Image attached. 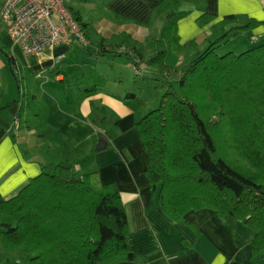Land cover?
I'll return each instance as SVG.
<instances>
[{
	"label": "trees",
	"instance_id": "trees-1",
	"mask_svg": "<svg viewBox=\"0 0 264 264\" xmlns=\"http://www.w3.org/2000/svg\"><path fill=\"white\" fill-rule=\"evenodd\" d=\"M186 1L161 0L155 6L147 24L163 21L164 38L159 32L151 35L145 47L129 45V36L123 35L108 44L106 38L90 42L83 12L70 3L68 8L88 39L76 44L79 49L94 57L124 56L137 72L164 86L157 106L145 111L137 128L148 158L145 173L165 213L174 221H183L187 211L199 208L231 214L254 229L251 253L256 257L264 251V39L241 52L218 49L240 33L260 40L254 30L262 21L242 24L233 13L218 17L204 12L196 24L211 25L205 45L172 65V53L197 45L195 40L180 43L176 15ZM98 89L96 84L86 86L80 89L81 97ZM26 93V100L19 94L17 126L45 138V160L39 174L0 201V264L136 260L127 242L121 191L113 182H101L97 171L76 169L50 141L51 127L41 121L31 86ZM126 97L143 104L134 92L126 91Z\"/></svg>",
	"mask_w": 264,
	"mask_h": 264
},
{
	"label": "crops",
	"instance_id": "crops-1",
	"mask_svg": "<svg viewBox=\"0 0 264 264\" xmlns=\"http://www.w3.org/2000/svg\"><path fill=\"white\" fill-rule=\"evenodd\" d=\"M107 1L109 12L111 10L115 15L108 13L109 19L102 25L110 26L114 34H126L138 43L137 46L145 47L149 35L162 33L163 21L154 20L147 24L161 0ZM184 4L188 7L177 20L181 45L190 40L198 43L206 40L211 25L200 28L196 24V18L204 12L218 17L233 13L242 24L250 19L262 21L254 33L264 39V0H188ZM103 26H99L97 31L101 32L102 38H108L109 35L102 32V29L107 31ZM188 27L191 30L186 31ZM70 47L60 46L56 50L66 54ZM10 56L14 58V68ZM180 62L178 60L177 63ZM60 63L52 58L39 62L12 38L7 24L6 27L0 25V201L17 194L31 177L39 174L45 160L41 150L45 138L34 129L17 126V113L22 104L19 94L25 84L23 76L34 75L46 80L54 76L64 81L66 75L61 72ZM4 67L15 71L16 81L20 80V85L17 83L18 95L13 99L6 97ZM113 83L116 86L118 80L113 78ZM28 86L33 89V81L27 82L26 89ZM41 88L46 108L44 113L40 110V116L42 123L51 127L50 141L58 145L76 166L88 163L89 170L84 172L97 171L101 182H113L121 191L128 217L127 242L137 258L119 264L264 262V251L252 257L254 229L231 214L221 215L210 208H199L187 211L183 221H174L165 213L156 188L145 173L148 158L137 121L146 110L138 105L140 103L128 99L125 90L116 94L107 92L102 96L98 89L86 97H81L79 90L75 99L70 101L65 91L63 102L66 107H63L59 96L44 89L43 85ZM36 96L40 108L42 98ZM98 110L103 114L100 119ZM92 141L89 149H84Z\"/></svg>",
	"mask_w": 264,
	"mask_h": 264
},
{
	"label": "rangeland",
	"instance_id": "rangeland-1",
	"mask_svg": "<svg viewBox=\"0 0 264 264\" xmlns=\"http://www.w3.org/2000/svg\"><path fill=\"white\" fill-rule=\"evenodd\" d=\"M3 0H0V6ZM69 3L72 4L75 8H79L83 12V17L88 22V34L90 36V42L98 43L102 40L100 35L101 32L97 31L99 26H103L107 22L106 19L108 13H112L109 8H107V4L109 3L107 0H69ZM68 3V4H69ZM188 5L183 4L181 8L178 10L176 19L178 20L182 16V11L186 9ZM183 11V12H184ZM110 13V14H111ZM112 15H115L112 13ZM160 19H157L158 22ZM0 25L2 27H6V24L3 20L0 19ZM184 23L182 24V26ZM107 28V31L102 29L103 34L109 35L106 38V43L113 41L121 40V37L128 36L123 34H114L113 31L110 30V26H103L102 28ZM152 28V26H151ZM191 30L190 27L186 29V31ZM188 33H191L188 32ZM123 35V36H122ZM151 35H154L152 33ZM151 35L147 38V41L151 38ZM160 37L164 38V33L161 34ZM125 38V37H124ZM123 40V39H122ZM127 42L129 45L138 44L133 41L132 37H127ZM262 38L258 41L255 39H251V37L246 33H240L237 36L231 37L230 41L225 45L218 49L219 53L226 52L232 49L235 52H241L247 48L258 45L262 43ZM144 45V44H143ZM205 45V41L197 42L195 46L182 47L180 50L172 53L168 58V62L172 65L178 64V60H185L186 57L194 52L197 48H202ZM181 56V59H180ZM61 64V72L66 75V79L64 81L57 80L54 76H49L48 80L41 77L26 76L24 75L23 79V90H22V99L26 100L27 98V89L26 84L29 81H33L34 88L33 91L42 98V85L44 89L50 91V93H54L56 97L59 96V101L63 107L65 103L63 99L65 98L64 92H67L68 101L71 99H75V95L77 94L81 88H85L86 86L98 85L100 89V93H103L102 96L107 95V92L117 93L125 90L131 91L139 95L143 98V104H138L144 110H148L149 108L157 106V96L163 91L164 86L161 83H155V80L147 78L143 71L137 72L131 62L125 58L124 56H115L112 53L107 56H90L86 50L79 49L75 44L71 45L69 50L66 52L63 62ZM4 80L6 83V97L13 99V97L18 95L17 81L14 72L11 68L4 67L3 68ZM113 78L118 80L117 85L115 86L113 83ZM38 81V82H36ZM16 87V88H15ZM56 88V92L54 91ZM121 88L122 90H117ZM58 89V90H57ZM109 89H112L110 91ZM124 92V93H125ZM58 95H57V94ZM126 95V93H125ZM41 106L39 108L44 113L46 104L44 103V98L41 99ZM79 100H77L78 102ZM99 119L102 117V113L98 110ZM93 144V141L90 145H86L84 149H89V147ZM78 160V159H77ZM89 164L83 165L80 163L79 167L76 166L80 172L88 171ZM85 166V168H81ZM81 168V169H80Z\"/></svg>",
	"mask_w": 264,
	"mask_h": 264
},
{
	"label": "built area",
	"instance_id": "built-area-1",
	"mask_svg": "<svg viewBox=\"0 0 264 264\" xmlns=\"http://www.w3.org/2000/svg\"><path fill=\"white\" fill-rule=\"evenodd\" d=\"M68 3L69 0H3L0 19L26 53L39 62L52 58L60 63L65 52L57 51V47L88 42Z\"/></svg>",
	"mask_w": 264,
	"mask_h": 264
}]
</instances>
